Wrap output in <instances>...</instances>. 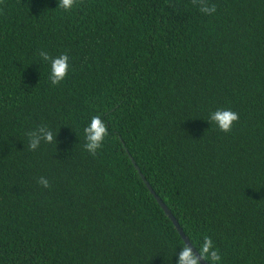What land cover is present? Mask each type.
Segmentation results:
<instances>
[{
  "label": "trees",
  "instance_id": "1",
  "mask_svg": "<svg viewBox=\"0 0 264 264\" xmlns=\"http://www.w3.org/2000/svg\"><path fill=\"white\" fill-rule=\"evenodd\" d=\"M207 4L0 0V264H176L127 153L196 252L208 236L219 264H264V0ZM41 51L68 55L59 84ZM217 109L239 114L230 132ZM42 125L54 141L31 150Z\"/></svg>",
  "mask_w": 264,
  "mask_h": 264
},
{
  "label": "clouds",
  "instance_id": "2",
  "mask_svg": "<svg viewBox=\"0 0 264 264\" xmlns=\"http://www.w3.org/2000/svg\"><path fill=\"white\" fill-rule=\"evenodd\" d=\"M77 0H58V6L65 11H69L76 4ZM194 4H198L200 11L205 14H211L216 11L214 5L209 6L207 0H193ZM40 56L44 61L50 63V81L53 85L59 84L63 81L69 70V57L67 54H61L58 57H52L47 52L41 51ZM211 122L216 123L222 132H230L234 122L239 120V114L231 109H217L212 112L209 117ZM86 139L85 149L95 156L98 149L101 148L105 137L108 135V128L100 116H93L87 127L84 128ZM29 148L36 150L41 142L52 143L54 141L53 131L47 126H39L35 130L28 133ZM39 184L45 188L49 187V181L41 177ZM197 252L193 251V247L185 244L180 251L179 259L176 264H201V261L206 264H219L221 256L218 249L214 247L213 241L210 237L204 236L203 243L197 248Z\"/></svg>",
  "mask_w": 264,
  "mask_h": 264
},
{
  "label": "water",
  "instance_id": "3",
  "mask_svg": "<svg viewBox=\"0 0 264 264\" xmlns=\"http://www.w3.org/2000/svg\"><path fill=\"white\" fill-rule=\"evenodd\" d=\"M124 151L127 153L125 148H124ZM127 156L130 159L131 164L133 165L134 169L137 171L138 176L140 177L141 181L143 182V184L145 185V187L147 188L149 193L152 195V197L154 198V200L156 201V203L158 204L160 209L163 211V213L166 215V217L171 221L173 227L177 231V233L180 236L183 243L188 244L190 247H192V245L188 242V239L184 236V234H183L181 228L179 227L176 219L172 216V214L167 209V207L164 205V203L160 200V198L153 192V190L149 186L148 182L144 179L143 175L139 172L138 167L135 165L134 161L132 160V158L130 157V155L128 153H127ZM193 251L196 252V250L194 248H193ZM197 255H198V253H197ZM201 264H206V262L201 261Z\"/></svg>",
  "mask_w": 264,
  "mask_h": 264
}]
</instances>
